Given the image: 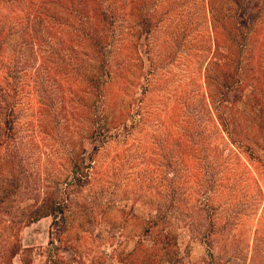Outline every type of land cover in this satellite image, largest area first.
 I'll return each mask as SVG.
<instances>
[{
	"label": "rangeland",
	"instance_id": "374dc122",
	"mask_svg": "<svg viewBox=\"0 0 264 264\" xmlns=\"http://www.w3.org/2000/svg\"><path fill=\"white\" fill-rule=\"evenodd\" d=\"M43 1L4 0L0 28L7 35ZM106 2L113 44L101 88L104 137L95 135L101 102L83 82L90 46L74 44L76 63L53 58L58 45L60 55L68 51L70 29H51L49 19L37 25L44 42L36 40L28 60L35 63L9 79L18 80L19 108L8 134L0 117V264H264V87L252 106L241 104L250 82L223 91L234 31L224 0ZM235 2V18L255 32L242 49L245 62L264 46V0ZM142 16L152 27L135 44L130 26ZM21 30L17 24L18 38ZM11 43L0 63L15 55L18 70ZM259 66L264 84V58ZM239 96L242 126L227 134L226 106ZM125 110L131 127L117 135L113 124ZM237 134L252 142L240 145ZM74 163L81 186L70 181ZM46 201L66 202L60 235L51 216L34 220Z\"/></svg>",
	"mask_w": 264,
	"mask_h": 264
},
{
	"label": "trees",
	"instance_id": "16d2710c",
	"mask_svg": "<svg viewBox=\"0 0 264 264\" xmlns=\"http://www.w3.org/2000/svg\"><path fill=\"white\" fill-rule=\"evenodd\" d=\"M4 0H0L2 3ZM237 1V0H236ZM9 6L15 2V0H7ZM106 0H44L40 6L37 8L28 9L25 12V18L21 17L13 21L11 25V31L9 29L8 34L6 35V31L4 27L0 28V52L4 49L9 42L11 43V49L17 50L16 53V61L17 65L19 62L21 66L18 70H13L16 64H12L15 60L13 57L5 58L4 61L2 60V64L0 63V72H4L3 75L0 76V80L2 83L0 84V117H1V125L4 133L8 134L14 130L15 122L17 119V110L19 108V103L16 99L17 89L18 87V80L15 82L9 81L10 78H15L22 71L26 70L25 66L31 65L33 63L29 60V57L32 53V50L35 46L36 40L42 41V37L35 36L38 32L35 27L42 23L44 20L49 19L48 22L51 25V29L55 30H63V29H70V37H66V41L69 43V49L63 55H60L64 48L61 46L55 47L53 51V58L57 64H65L69 61L68 64L76 63L77 60L73 59L72 54L75 53L74 51V44H82V39L88 43L90 46L91 57L89 54L86 53L87 60L90 61L89 65H91L90 70L87 71L85 74L84 70V80L86 82V93L91 94L96 98L97 101L101 102L99 107L98 114H95L94 122L98 121V133L95 135H101L104 137V134L110 130L109 123H107V106L104 103V95L102 93L101 88L108 83L110 73L108 68V53H111V47L113 44V36L109 34L108 31L110 27L113 25V20L109 21L108 17V10H107V2ZM226 6V15L227 17H231V26L233 27L234 31L230 28V32L228 34L227 42V53L226 59L228 60L227 64V71L226 77L222 82V88L225 92L230 91H239L241 92L243 84L250 82L249 87H251L250 97L244 102L241 101L240 96L228 103L226 106L227 117L224 121V127L227 128V134L229 132H233L232 130L237 129V127L242 126L241 119H242V112H240L239 107H237L238 101H241V104L244 105H253V100L259 101V94L263 91L264 84L262 82V78L259 74L254 73V71L260 68L259 64L262 62L261 50L263 47H258L254 50V54L250 55V59L248 61L243 62L242 60V49L246 46L251 45V39H253L255 32L248 34V32L244 31V26L240 24L237 20L236 13L241 10L240 3L235 2V0H224ZM8 6V4H7ZM92 9V15H88L87 11L88 8ZM64 12L68 17L72 19L69 21L63 20L59 17V12ZM51 13V15H50ZM17 21V22H16ZM109 21V22H108ZM17 24L22 26L21 33H18L20 36L19 38L17 35ZM89 25H93L100 32L94 33L90 31ZM88 27V28H87ZM133 28L134 33V42L137 44L148 35L151 30V23L148 19H145L143 16L137 20V22H132L131 26ZM113 28V27H112ZM103 30H105L103 32ZM13 31V33H12ZM255 31V30H254ZM247 39H249V44L247 45ZM24 48L28 49L24 52ZM15 53L14 51H12ZM70 52V53H68ZM71 54V55H69ZM69 55V56H68ZM52 58V60H53ZM242 60V62H241ZM255 62L253 64H250ZM255 64V67H254ZM244 67H247V72L249 73L250 77H246L244 75L245 71ZM72 69L75 70L76 65L72 64ZM26 73V71H25ZM20 79V78H19ZM11 82V83H10ZM5 85V88L2 86ZM130 114L128 111L121 112V115L113 125V130L118 133V131L122 128L123 131L126 129L128 130L131 126H128V119L127 115ZM121 129V130H122ZM118 135V134H117ZM237 142L240 145H245V142L251 141V137H241L240 134ZM252 142V141H251ZM14 156V155H13ZM14 158V157H13ZM3 159V158H2ZM91 164V161H89ZM79 165L74 163L73 170L71 171V183L83 185L85 183L83 179L82 173H80ZM11 188H17V182L15 183L14 180H10ZM6 197L0 196V213H1V205ZM171 206V205H170ZM67 208L65 201H58V202H48L46 201L43 204V208L36 209V215L34 220H38L42 217L51 216L52 217V225L56 227V235H60L63 233L64 228V221L65 216L64 212ZM43 209V210H42ZM167 211H165V217ZM54 241V238H51V242Z\"/></svg>",
	"mask_w": 264,
	"mask_h": 264
}]
</instances>
